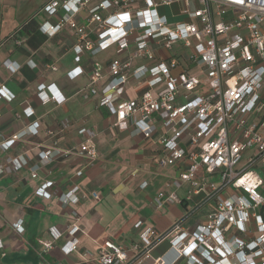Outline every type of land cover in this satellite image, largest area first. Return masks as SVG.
Returning a JSON list of instances; mask_svg holds the SVG:
<instances>
[{
	"label": "built area",
	"instance_id": "1",
	"mask_svg": "<svg viewBox=\"0 0 264 264\" xmlns=\"http://www.w3.org/2000/svg\"><path fill=\"white\" fill-rule=\"evenodd\" d=\"M93 1L51 0L43 11L50 17L62 14L54 24L45 22L39 29L50 37L63 28L72 32L76 64L84 55L96 57L115 49L116 57L105 67L92 62L80 96L97 98L98 106L114 116L112 129L126 122L130 136L145 141L160 134L159 150L147 148L146 154L157 158L161 168L174 167L177 173L166 185L173 191L154 199V206L180 205L185 211L164 231L137 222L138 241L128 246L104 241L86 263L135 264L166 242L171 257L162 255L152 264H264L260 214L264 207V0ZM174 6L172 16H182L183 21L170 23L160 12ZM162 50L167 54L160 55ZM28 65L35 68L32 62ZM189 67L198 72L190 73ZM67 75L76 76L74 71ZM104 78L107 82L98 89ZM131 80L139 94L124 100ZM0 93H5L3 87ZM36 97L42 105L60 106L66 101L53 84L39 85ZM24 114L31 116V109ZM37 126L34 122L9 139L1 137L0 151L6 152L24 135H36ZM67 126L65 120L60 131ZM78 134L84 140L67 153L80 158L75 173L80 178L97 152L93 131L83 128ZM59 154L42 151L38 164L29 169L30 177L36 178L41 167ZM23 165L8 158L0 164V176ZM53 185L44 181L35 194L48 199L47 190ZM78 191L72 186L59 202L76 204ZM203 207L208 209L203 220L190 227L189 221ZM12 228L17 234L23 232L21 221ZM77 232V226L70 227V240L61 248L64 255L77 250ZM49 235L52 241L41 244L43 253L60 238L54 229Z\"/></svg>",
	"mask_w": 264,
	"mask_h": 264
},
{
	"label": "crops",
	"instance_id": "2",
	"mask_svg": "<svg viewBox=\"0 0 264 264\" xmlns=\"http://www.w3.org/2000/svg\"><path fill=\"white\" fill-rule=\"evenodd\" d=\"M50 1L0 0V89H5V93H0V142L1 137L9 139L34 122L38 125L36 135H24L11 142L6 152L0 151V164L8 158L25 163L21 169L0 176V240L3 244L0 264H88L89 255L95 256L104 241L121 246L138 241V230L134 229L137 222H142V227L164 231L185 211L180 205L154 206V199L173 191L166 185L177 173L174 167L161 168L157 158L146 154L147 148L157 151L159 146L131 137L126 122L120 129H112L114 116L98 106L97 98H81L80 91L88 84L92 62L98 61L105 67L113 58L103 54L105 51L96 57L84 55L76 64L72 32L63 28L50 37L39 29L45 22L54 24L62 14L59 11L56 17H50L43 11ZM171 10L176 11L177 7ZM76 20L80 22V12ZM166 54L160 51V55ZM71 71L76 74L73 79L67 75ZM189 71L196 74L198 69L189 67ZM106 82L104 78L96 87L100 89ZM41 84L55 85L65 97V103L42 105L36 97ZM138 94L131 80L122 98L132 100ZM26 109H31V116L24 114ZM65 120L68 126L60 131ZM83 128L95 133L93 144L97 158L82 177L77 178L75 173L81 160L73 152H67L84 140L78 134ZM45 150L60 154L54 155L32 179L29 169L38 164ZM163 172L167 179L164 185L161 184ZM44 181L54 184L47 190L51 194L48 199L35 194ZM72 186L78 187V202H59V196ZM178 195L182 196V192ZM207 211L206 207L200 209L188 225L193 227L203 220ZM73 212L76 218L72 217ZM19 221L23 227L21 234L12 228ZM72 226L79 228L77 250L64 255L61 248L70 240L68 231ZM50 229L60 233V238L53 242L50 251L43 253L41 244L52 241ZM169 248L168 243H161L135 264H152L162 255L171 257Z\"/></svg>",
	"mask_w": 264,
	"mask_h": 264
},
{
	"label": "rangeland",
	"instance_id": "3",
	"mask_svg": "<svg viewBox=\"0 0 264 264\" xmlns=\"http://www.w3.org/2000/svg\"><path fill=\"white\" fill-rule=\"evenodd\" d=\"M164 13L166 14V16H167V21L168 22H170V23H174V22H179V21H183V19H184V17H182V16H176V17H173L172 16V10H171V8H165V10H164ZM177 47H175L174 49H176ZM103 54H107L108 56H110V57H112V58H115L116 57V55H115V49L114 48H111V49H109V50H107L105 53H103ZM159 136H160V134L159 135H157L153 140H152V144H154V145H156V143H157V141H158V139H159ZM163 174V179H162V182H161V184L162 185H164L165 184V182H167L166 180V178H165V173L163 172L162 173ZM184 214V211H182V213H181V216ZM180 216V217H181Z\"/></svg>",
	"mask_w": 264,
	"mask_h": 264
},
{
	"label": "trees",
	"instance_id": "4",
	"mask_svg": "<svg viewBox=\"0 0 264 264\" xmlns=\"http://www.w3.org/2000/svg\"><path fill=\"white\" fill-rule=\"evenodd\" d=\"M260 214L262 215V217L264 219V207L260 210Z\"/></svg>",
	"mask_w": 264,
	"mask_h": 264
}]
</instances>
